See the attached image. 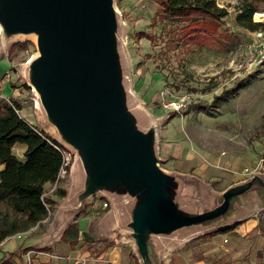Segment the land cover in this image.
I'll return each instance as SVG.
<instances>
[{
  "label": "water",
  "instance_id": "1",
  "mask_svg": "<svg viewBox=\"0 0 264 264\" xmlns=\"http://www.w3.org/2000/svg\"><path fill=\"white\" fill-rule=\"evenodd\" d=\"M113 1L0 0V44L35 36L37 54L21 76L40 125L75 157L79 184L65 210L106 197L138 263L164 264L174 239L226 227L244 195L264 194V169L217 194L193 175L159 166L157 127L126 88Z\"/></svg>",
  "mask_w": 264,
  "mask_h": 264
},
{
  "label": "rangeland",
  "instance_id": "2",
  "mask_svg": "<svg viewBox=\"0 0 264 264\" xmlns=\"http://www.w3.org/2000/svg\"><path fill=\"white\" fill-rule=\"evenodd\" d=\"M213 1L227 14L216 21L200 19L201 28L211 36L202 46L182 41L184 23L163 14L156 0H114L113 4L118 11L126 88L133 105L157 127L159 166L181 172L179 163L191 159L207 169L202 181L213 190H222L234 180L247 179L264 169V66L254 62L264 40L252 44L253 32L235 24V15L245 0ZM248 1L256 10L252 21L264 23V0ZM208 22L216 27H205ZM142 32L151 38H143ZM15 42L20 45L12 50L0 44V63L6 66L0 81L7 77L19 84L23 82L21 69L37 54V48L33 35L17 36L11 43ZM239 80L245 81L244 87L233 91ZM26 90L28 97L15 101L23 107L22 114L37 123L33 94L30 88ZM222 92L225 97L214 102ZM198 103L204 105L202 110L196 108ZM39 127L44 129L40 122ZM24 149L16 144L12 151L23 159ZM63 182L53 190L44 186L45 196L52 200L47 217L63 200L64 193L57 191L68 189L72 179ZM105 203L104 197L94 196L76 217L89 216L92 225H97L111 208ZM46 218L42 227L23 233L39 235L47 225ZM96 230H92L94 235L103 236Z\"/></svg>",
  "mask_w": 264,
  "mask_h": 264
},
{
  "label": "crops",
  "instance_id": "3",
  "mask_svg": "<svg viewBox=\"0 0 264 264\" xmlns=\"http://www.w3.org/2000/svg\"><path fill=\"white\" fill-rule=\"evenodd\" d=\"M5 70V63L1 62L0 78H2ZM27 88L30 87L24 80L19 84H13V80L6 77L0 81V96L19 100L28 97L26 94ZM22 108L19 110V113L21 112L20 115L27 122L39 127V122L36 123L33 118L25 117L22 114L24 111ZM48 133L51 135L50 131ZM61 145L73 154V151L65 144ZM74 160L73 154V162L65 176L60 177L53 184H45L47 188L51 187L53 190L58 186L60 188L66 178L70 177L72 179L68 189H64L65 194L62 196L63 200L60 201V205L55 207L52 216L45 219L47 220V225L40 230L37 236L21 233L20 237L9 236L2 240L0 242V264L134 263L132 256H136L133 243L127 240L124 235H119L120 232L123 234L122 231H116L117 218L111 213V208L99 219L101 221L97 222L99 223L97 225H92V219L89 216L76 217V215L79 216L81 214L84 206L94 196L98 195H93L77 211L65 210L68 206L70 191L79 184ZM3 168L4 165L0 164V171ZM178 170L184 174H194L193 176L201 181L208 174L207 169L202 166H196L192 163L191 159L182 160L179 163ZM212 178H209L210 181ZM243 180L245 179L234 180V182L222 188V190H211L214 193L220 194L228 186ZM54 196L56 195L54 194ZM104 198L106 200L105 205L110 206V202L106 197ZM241 203L231 209L229 214L225 216L224 223L228 225L220 228L222 230L208 229L186 238L174 239L164 253V264H264V194L261 191H256L244 195ZM75 217L77 221L74 219ZM72 222H77L79 229L78 240L73 246L68 242L60 240L62 232ZM42 223L44 222L41 221L39 226L35 225L33 227H42ZM95 228L103 236L94 235L92 230ZM202 235H206V237L199 238Z\"/></svg>",
  "mask_w": 264,
  "mask_h": 264
},
{
  "label": "trees",
  "instance_id": "4",
  "mask_svg": "<svg viewBox=\"0 0 264 264\" xmlns=\"http://www.w3.org/2000/svg\"><path fill=\"white\" fill-rule=\"evenodd\" d=\"M162 13L171 16L180 23H184L180 33L187 44L202 46L211 36L200 19L218 20L227 14L223 8L215 5L213 0H156ZM254 3L245 0L235 15V24L248 31L261 30L264 32L263 22H253L255 12ZM216 27L208 22L205 27ZM141 36L150 39L149 33ZM19 42L12 43L10 50L19 46ZM245 79V78H244ZM243 79V80H244ZM239 80L232 86L235 91L243 88L245 81ZM224 93L214 98V102L224 98ZM202 110L204 105L196 104ZM20 105L12 98L0 96V164L4 168L0 171V242L16 233L28 231L49 215L52 200L45 196L46 183L57 181L61 153L58 148L62 145L48 132L27 122L19 113ZM16 144L25 146L23 159H19L12 151ZM264 157V150L262 153ZM59 193L65 191L59 190ZM222 230V229H220ZM79 229L75 222L69 223L60 240L71 246L78 240ZM39 250V249H38ZM133 264H139L136 257Z\"/></svg>",
  "mask_w": 264,
  "mask_h": 264
},
{
  "label": "built area",
  "instance_id": "5",
  "mask_svg": "<svg viewBox=\"0 0 264 264\" xmlns=\"http://www.w3.org/2000/svg\"><path fill=\"white\" fill-rule=\"evenodd\" d=\"M253 32V33H252ZM251 33L255 36L252 38V44L257 43L259 40H264V32L261 30L251 31ZM261 38V39H260ZM262 47L257 50V55L255 58L256 66H264V43L261 44ZM58 150L61 153V164L59 166L58 178L63 177L67 174L69 167L73 162V154L65 149L64 147H59ZM17 234V233H16ZM20 234H17V237H20Z\"/></svg>",
  "mask_w": 264,
  "mask_h": 264
},
{
  "label": "bare ground",
  "instance_id": "6",
  "mask_svg": "<svg viewBox=\"0 0 264 264\" xmlns=\"http://www.w3.org/2000/svg\"><path fill=\"white\" fill-rule=\"evenodd\" d=\"M116 11H117V10H116ZM258 16H259L258 13H256V14H255V17L257 18ZM256 20H258V19H256Z\"/></svg>",
  "mask_w": 264,
  "mask_h": 264
}]
</instances>
